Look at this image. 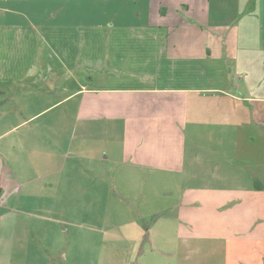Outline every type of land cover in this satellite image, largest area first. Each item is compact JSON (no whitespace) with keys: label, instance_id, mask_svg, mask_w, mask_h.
Instances as JSON below:
<instances>
[{"label":"crops","instance_id":"obj_1","mask_svg":"<svg viewBox=\"0 0 264 264\" xmlns=\"http://www.w3.org/2000/svg\"><path fill=\"white\" fill-rule=\"evenodd\" d=\"M54 3L0 0V264H264V0Z\"/></svg>","mask_w":264,"mask_h":264},{"label":"rangeland","instance_id":"obj_2","mask_svg":"<svg viewBox=\"0 0 264 264\" xmlns=\"http://www.w3.org/2000/svg\"><path fill=\"white\" fill-rule=\"evenodd\" d=\"M56 3L53 5H47L45 6L47 11H50L51 9L57 10L62 9L60 14H78L77 19H71V22L73 23H81V22H88L93 24H106L110 22V25L114 24V27H119V24L123 23H130L135 24V22H142L144 21V17L140 16V14H137L138 10L142 9L144 6V3H140V0L138 1V4H133V2H124L123 0H111L110 3H107L105 0H55ZM72 2V3H69ZM129 3V4H128ZM66 5H69L65 8ZM22 9V8H20ZM134 9V13L131 14V11ZM87 17V18H86ZM101 41V40H100ZM101 43V42H99ZM53 99L49 100L52 101ZM106 143H108L107 146H109V156L110 155H118V148L119 146L116 144V141L113 138L110 137L109 140H105ZM113 158V156H111ZM146 186V183L143 184ZM158 188L163 189L162 181H158ZM175 186H177V182L175 181ZM118 193V192H115ZM120 198V194H116ZM122 195V194H121ZM123 196V195H122ZM124 197V196H123ZM124 204L127 205L130 209L133 210L134 214L139 218V222L143 227H150L158 217H161L164 215V212H156L155 214L146 215L145 213H148L149 204L152 202V200L147 198L144 193H141V196L137 199L132 196H126L124 197ZM150 202V203H149ZM141 203H144L141 208ZM161 213V214H160ZM80 216V211H79ZM76 234L73 236L74 239L77 237L78 243L81 241H84V234L80 230L75 231ZM70 233V230H69ZM150 235L148 236L147 242L149 241ZM97 242V238H95V242ZM92 252H95L94 247H91ZM96 254V253H95ZM98 258H93V260L88 261L92 262L91 264H96ZM169 263L173 260L168 259ZM167 260V261H168ZM71 262V261H70ZM99 262V261H98ZM66 264V262H65Z\"/></svg>","mask_w":264,"mask_h":264},{"label":"built area","instance_id":"obj_3","mask_svg":"<svg viewBox=\"0 0 264 264\" xmlns=\"http://www.w3.org/2000/svg\"><path fill=\"white\" fill-rule=\"evenodd\" d=\"M1 206H2V200H1V196H0V208H1Z\"/></svg>","mask_w":264,"mask_h":264},{"label":"trees","instance_id":"obj_4","mask_svg":"<svg viewBox=\"0 0 264 264\" xmlns=\"http://www.w3.org/2000/svg\"><path fill=\"white\" fill-rule=\"evenodd\" d=\"M256 187L258 188V185L255 183Z\"/></svg>","mask_w":264,"mask_h":264}]
</instances>
